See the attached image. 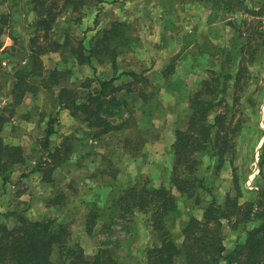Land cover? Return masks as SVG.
Instances as JSON below:
<instances>
[{
    "label": "rangeland",
    "instance_id": "obj_1",
    "mask_svg": "<svg viewBox=\"0 0 264 264\" xmlns=\"http://www.w3.org/2000/svg\"><path fill=\"white\" fill-rule=\"evenodd\" d=\"M27 1L32 9L33 0ZM84 1L76 15H73L75 30L54 31L50 34V39L63 41L65 37H69L74 45L81 41L89 45L112 24L121 23L119 30L124 36L118 40L115 53L96 59V66L93 69L89 67L81 75L95 77V82L115 79L116 86L113 87L117 90L110 92L100 108L102 116L115 128L113 131L120 133L112 137L114 145L125 142L129 154L134 156L142 150V141L145 147L148 140L160 136L164 123L174 124L176 130H186L192 114L191 101L201 91L205 94V99L216 103L209 111L208 124L213 125L218 115L226 116L231 131L235 132L234 135L231 134V144L226 145L229 151L223 156H212L213 151L210 149L206 154H199L201 164L197 176L204 180L209 192L198 188L193 198L182 201L184 198L176 188L175 195L180 202L178 211L181 207L189 216H204L213 197L219 204H224L228 196L239 197L242 204L256 201L258 192L264 186V165L261 166L264 149V0H252L248 3L250 7L260 11V16L231 12L222 8V4L200 0H113L107 3V12L100 17H95L89 11L92 7L91 0ZM4 18L6 20H2V23L5 24L8 17ZM64 18L69 23L68 16ZM37 19V15L32 23L25 19L30 38L34 36L32 34L36 30ZM67 22H63V26ZM81 23L84 24L82 28ZM250 37L253 40H248ZM44 43L41 38L39 44ZM20 47L18 44V48ZM13 51V56L21 52L18 49ZM7 58L13 62L10 67L0 71L2 83H7L5 88L1 84L0 96L9 93L7 87L10 75H15L16 81H20L16 73L19 66L22 67L21 62L18 64L19 61L14 62L17 58ZM29 66L28 63L23 67ZM64 71L67 74L62 73L63 80L68 85H78V82L72 83L73 70ZM132 74L137 76H131ZM29 83L34 86L33 92L45 90L43 93L49 94L53 101L52 108L55 109L56 94L46 80L31 78ZM19 96L16 97V103L14 100L12 105L6 106V113L0 114V141L5 145H10V138L15 135L16 142L21 145L24 142L21 133L17 132V135L15 131L7 133L5 130L7 125L12 126L7 122L17 119L25 109L22 104L24 97ZM136 97L142 101V106L140 101L136 105ZM96 107L97 104L93 106ZM152 117L158 119L153 121ZM52 120L55 125L58 119ZM100 130L102 128L92 132L95 135ZM44 139H35L36 146L33 149L37 152L34 153L36 159L47 157L43 148ZM98 139L100 142L95 146L97 150L89 171L92 175L97 171L101 173L103 164L110 159L112 162H108L107 173L109 176L116 175L118 169L112 156L105 150L107 146L103 136ZM39 163L38 161L33 166L38 167ZM146 179L148 177L142 175L135 183L142 184ZM75 189L70 191L74 193ZM93 205L87 206V229L91 231L96 224L102 225L103 237L96 235L98 239L95 242L100 243L102 249L112 250L115 256L122 257V247L125 245L122 240L127 239V235L138 239L140 228L143 230L142 224L146 229L145 239H150V245L159 243V233L149 232L144 224L148 211L146 214L137 210L125 214L117 207L112 216L111 211L97 209ZM189 216L185 215L184 219H189ZM237 219L225 221L224 225L225 237L232 239L231 243L228 241L232 247L235 246L236 239H247V231L242 229L243 223H239ZM178 220L179 217L171 215L169 223L174 226V222ZM255 220L250 223L249 229L259 224ZM112 221L117 224L108 226ZM182 229L178 225L174 226L175 239H183ZM69 232L72 235L71 227ZM73 242L82 247L76 239ZM128 260L123 264H130L131 259ZM179 264L185 263L182 261Z\"/></svg>",
    "mask_w": 264,
    "mask_h": 264
},
{
    "label": "trees",
    "instance_id": "obj_2",
    "mask_svg": "<svg viewBox=\"0 0 264 264\" xmlns=\"http://www.w3.org/2000/svg\"><path fill=\"white\" fill-rule=\"evenodd\" d=\"M100 1L91 0V6ZM200 1L222 4V8L231 12L260 16L259 10L248 5L252 0ZM84 2V0L32 1V11L36 13L38 19L35 24L36 30L32 34L34 36L30 38V66L27 68L19 66L16 77H20V81L15 84L13 92L16 96L20 95V98L24 97L34 90V86L29 83V77L43 76L50 89L58 88L57 100L64 109H68L72 116L87 123L92 130L102 128L94 135L95 138H99L115 129L108 119L102 116L100 109L110 92L117 90L113 87L115 79L101 80L99 90L87 96V101L79 103L80 93L82 95L85 93L83 89L91 85L92 79L88 80L89 84L85 82L81 85L82 89L76 90L63 80L62 73L66 71L58 69L46 71L42 61V57L48 53L60 52L65 59L74 58L80 65L88 64L94 68L93 62L96 59L115 53L118 40L124 36L119 30L122 27L119 22H115L109 29L103 31L100 37L90 44L89 49L82 41L74 45L69 37H65L63 41L50 39V34L54 32L55 24L61 14L68 7L77 13ZM41 38L45 41L42 45L39 44ZM250 39L253 40V37L248 38ZM204 95L200 91L191 101L192 114L189 117L188 128L176 130L172 184L153 187L149 178L142 184L135 183L125 188L118 198H114L107 210L111 211L112 216L117 207L125 214L136 210L144 214L149 212L148 217L143 220L144 224L149 232L159 233L161 239H158L159 243L156 245L148 246L146 250L148 264H179L182 261L185 264H223V262L264 264V186L258 192L256 201L245 204L240 202L239 197L228 196L224 204L217 203L216 198L213 197L202 219L188 215L189 219L182 229L183 242L179 244L178 239L174 238L173 229L177 221L174 222V226L169 221L171 215L175 218L181 217L178 211L180 202L174 190L177 188L184 198L183 201L193 198L198 188L208 191L204 180L197 176L201 164L199 154H206L212 150V156H223L229 151L226 145L231 144L229 140H232L231 134L235 132V130L231 131L226 116L218 115L213 125L208 124L209 111L216 103L205 99ZM96 104L97 107L93 108ZM53 121H50V127L44 137L43 148L47 152L48 160L41 159L37 167V170L44 174V180L49 182L52 180L54 170L68 160L75 148L72 136L68 137L62 146L51 148L50 139L55 134ZM26 158L22 147L5 145L0 141V174H4L12 166L25 163ZM263 165L264 149L261 161V166ZM61 197L62 194H59L54 198V202ZM93 206L102 209L98 204ZM15 216L16 224L13 228L0 224V264H119V262L123 264L124 262L120 256H115L114 252L108 249L100 250L93 260H89L85 250L73 242L67 225H61L55 230V222L52 219L31 220L24 214L16 213ZM117 216L122 215L117 214ZM233 219L243 223L242 229L247 231V239L228 252L225 246L224 225L225 221L231 222ZM254 220L259 224L249 229L250 223ZM115 223L112 221L108 226Z\"/></svg>",
    "mask_w": 264,
    "mask_h": 264
},
{
    "label": "crops",
    "instance_id": "obj_3",
    "mask_svg": "<svg viewBox=\"0 0 264 264\" xmlns=\"http://www.w3.org/2000/svg\"><path fill=\"white\" fill-rule=\"evenodd\" d=\"M101 1L98 4H94L89 10L95 17L105 15L107 3L113 0ZM66 15L69 18V23L67 22L68 19L64 18ZM73 15H76V13L71 7H68L58 18L54 31L59 32V30H62V32H66V30L70 29L75 30ZM4 17H8L5 24L2 23V20H6ZM26 18L30 23L36 18V13L30 9L27 0H0V64L6 63V66L0 67V71L1 69H7L13 62L7 57L17 58L18 60L14 62L21 61L22 63L18 62V64L20 63L22 66L30 64V36L27 30ZM65 21L68 24L65 23L63 26ZM83 26L84 24L81 23L80 27L82 28ZM18 44H20V48H18ZM84 45L89 49L90 44L88 45L85 42ZM16 49L21 52H18L17 56H13L12 52ZM25 57L26 59L24 60ZM42 61L46 71L55 69L59 71L73 70L71 77H74V79L72 83L78 82V85L71 86L76 90L82 89L80 86L92 79L91 85L87 86V89H83L85 93L83 95L80 93L79 103L87 101V96L95 94L100 88V82L94 81L95 77H81L83 71L91 67L88 64L80 65L74 58L65 59L60 52H50L42 57ZM93 66H96L94 62ZM9 77L7 87L9 93L0 96V114L6 113V106L12 105L14 100L16 103L17 96L16 94L14 95L13 91L17 81L14 78L15 75H10ZM42 77L32 75L29 79L38 78L43 80L44 78ZM1 79L0 73V86L3 84L5 88L7 83H2ZM10 82H12V85ZM114 86H116V82ZM44 91L40 89L36 92H28L22 100V104L25 105L23 113L17 119L14 118L7 122L12 124V126L7 125L5 128L7 133L12 131L21 133L24 138L23 144L21 145V143L15 141L17 138L15 135L10 138L12 139L10 145L22 147L28 158H26L25 163L17 164L11 168L8 174H0V224L13 228L16 224L15 213L24 214L31 220L52 219L55 222V230L61 225L71 227L73 239L81 243L87 258L93 260L102 249L100 243L95 244V242L98 239L96 235H99L100 238L103 237L101 233L103 228L102 225L96 224L93 230L89 231L87 229V206L89 204H98L102 209H107L111 206L114 198L119 197L125 188L135 184L136 180L142 175H146L150 179L153 187L170 186L172 184L174 165L172 150L177 140L176 127L174 124L169 123L168 125L164 123L160 136L148 140L145 147L142 141V150L138 151L134 156L129 154L125 142L120 145H114V142L111 141L112 137L120 135L119 132L111 131L103 135L105 146H107L105 150L112 156L118 171L116 175L109 176L107 168L109 163L111 164L112 162L109 159L103 164L101 173L97 171L98 174L92 175L89 170L97 150H95V146L99 144L100 140L94 137L92 129L87 123L82 122L78 117L72 116L68 109H64L58 103L57 87L53 90L56 94L55 102H57L55 109L52 108L53 101L49 98V94L43 93ZM123 92L127 93V90ZM136 100V105H139L140 101V106H142V101L139 97H136ZM52 118H57L58 120L55 121V125L53 124L55 134L50 139L51 148L62 146L70 136L73 137L72 142L75 148L68 160L54 170L52 180L49 182L44 180V174L38 171L36 166H33L41 160L36 159L37 157L34 153L37 152L33 148L36 146V138L46 136ZM152 118L154 119L153 121L158 119L157 117ZM139 124L141 125V122ZM116 156H118L117 159ZM46 158L44 156L42 160H48ZM73 188H76L74 193L70 191ZM16 193L17 195L14 196ZM59 194H62V197L54 202V198L59 196ZM181 210L180 207L181 217L177 221L176 226L183 228V225L188 221V219H184L185 215L189 214L185 213V210ZM197 218L202 219L203 215ZM142 229L141 231L140 228L138 239L136 237L133 239L131 235H127V239L122 240L125 244L122 247L123 254L121 255L124 262L130 258V264H148L146 250L150 245V239H145L146 229L143 224ZM243 240L245 241V239H236L235 246L232 247L229 244L232 239H227L226 237L225 246L228 252L236 247L238 241L242 243L244 242ZM177 242L181 244L183 239H178Z\"/></svg>",
    "mask_w": 264,
    "mask_h": 264
},
{
    "label": "built area",
    "instance_id": "obj_4",
    "mask_svg": "<svg viewBox=\"0 0 264 264\" xmlns=\"http://www.w3.org/2000/svg\"><path fill=\"white\" fill-rule=\"evenodd\" d=\"M4 66H6V63L5 62H3L2 64H0V67H4Z\"/></svg>",
    "mask_w": 264,
    "mask_h": 264
}]
</instances>
